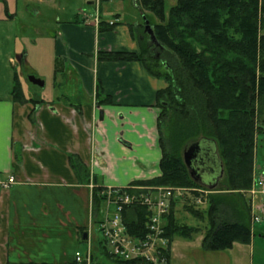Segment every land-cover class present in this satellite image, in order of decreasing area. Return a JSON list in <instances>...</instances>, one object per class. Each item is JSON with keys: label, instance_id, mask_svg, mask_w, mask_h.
I'll return each instance as SVG.
<instances>
[{"label": "crops", "instance_id": "obj_1", "mask_svg": "<svg viewBox=\"0 0 264 264\" xmlns=\"http://www.w3.org/2000/svg\"><path fill=\"white\" fill-rule=\"evenodd\" d=\"M92 1L87 3L93 5ZM118 18L110 29L101 25L103 30L96 29L87 15L59 22L46 57L60 67L54 70L53 66L49 75L42 76L32 70L43 81L36 87L43 88L49 78V88L42 94L35 87L24 86L18 75V68L30 62L29 54L21 49L24 40L18 38L14 14L4 13L3 3L0 5V264H79L75 256L68 263L43 260L50 257V239L66 233L75 246L74 253L81 242L85 252L84 233L92 246L94 231L87 230L86 222L79 217L89 204L87 182L78 180L69 166L68 154H77L94 183L103 187H123L160 175L156 125L160 110L155 105V94L166 83L151 75L139 61L97 58L98 52L139 51L129 26L135 28L142 22L122 25ZM16 77L28 99L23 104L12 97ZM253 168L256 176H264L261 167L253 164ZM9 177L14 181L4 187ZM230 197L235 211L245 208L241 198ZM242 198L250 199V216L257 217L251 223L249 244L234 242L220 252L203 251L201 241L208 228L204 219L202 229L201 225L194 226L198 232L192 238L172 240L171 264H200L198 255L212 259L213 254H219L217 264H251L254 240L264 238V194H245ZM182 204H175L177 218ZM202 205V211L207 209V202ZM244 212L246 215V209ZM231 213L227 210L228 219ZM96 231L100 234L97 227Z\"/></svg>", "mask_w": 264, "mask_h": 264}, {"label": "trees", "instance_id": "obj_2", "mask_svg": "<svg viewBox=\"0 0 264 264\" xmlns=\"http://www.w3.org/2000/svg\"><path fill=\"white\" fill-rule=\"evenodd\" d=\"M137 4L157 44L150 40L143 22L135 28L129 26L132 38L138 42V52L97 53L99 60L139 61L151 75L166 83L155 94V105L160 110L156 121L160 175L129 185L199 187L188 173L182 152L198 139L214 141L224 176L221 188L218 181L214 190L232 194L209 195L208 207L203 211L186 204L183 208L208 223L201 241L203 251H223L234 242L249 244L250 200L245 201L240 193L252 185L255 139L262 129L264 34L260 29L264 28V0H176L167 14L164 0H137ZM144 10L157 22L149 21ZM12 97L18 103L28 102L17 77ZM68 163L80 182H88L89 170L77 154H68ZM101 188L93 192L96 206ZM234 195L243 200L246 215L244 209L235 211L232 198L226 200ZM174 208L175 203L164 223V235L170 243L175 237L190 239L198 232V227L181 223ZM230 209L232 217L228 219ZM145 213L143 207L125 212L130 233L143 232ZM101 253L106 262L95 261L92 256L91 264H135L113 257L105 246H101ZM167 258V264H171L169 251Z\"/></svg>", "mask_w": 264, "mask_h": 264}, {"label": "rangeland", "instance_id": "obj_3", "mask_svg": "<svg viewBox=\"0 0 264 264\" xmlns=\"http://www.w3.org/2000/svg\"><path fill=\"white\" fill-rule=\"evenodd\" d=\"M2 1L5 0H0L1 7L3 3ZM87 1L90 0H43L40 3L37 0H8L7 2L5 1V4L3 3V6H5L4 13L14 14L15 16L18 29V38L20 39V42L21 40H24L23 45L21 42V49L25 51V54L27 51L29 54L30 62L26 59V64H30V67L25 65L24 68H18V75L21 78L24 86L27 88L35 87V89L40 93L46 94V89L49 88L50 83L48 77L43 88L36 87L35 85L29 83L27 78L29 76L38 78L33 75V69L41 74L39 76H42L44 73L49 75V72H51L53 66L54 70H57V68L60 67V64L52 60L50 56L46 57V54L49 55V46H51L50 39L53 41V34L56 32L59 22L64 23L67 21H75L76 17L80 18V14L87 15L90 17V19H92L96 13V8L100 18L103 20H110L116 17L115 14H118L120 19L118 17L117 18L120 20V24L122 25L135 22L139 23L143 21L140 11L133 4V0H102V11H99V3L97 6V4L94 3L95 0L92 1L93 5H89ZM175 3L176 0H164L165 14L168 13V10L173 5H175ZM144 13L148 16L149 21L157 22L156 18L151 13L146 10H144ZM135 31L138 32L137 29H135ZM260 33L264 34V28L260 29ZM260 121L262 129L260 132H258L255 139L254 165H256L258 168L261 167V170H264V111ZM253 175L256 176L254 174V168ZM223 183L224 180H221L219 189ZM219 189L216 191H222ZM243 193H246L248 197L250 195L249 192L245 191L240 194L243 195ZM192 199L193 198L191 196L184 198L185 204L194 208L197 207L196 209L199 210H202L205 207L203 205L199 206ZM228 199L231 200V197H228L226 200L228 201ZM206 200L208 199L206 198ZM112 209L113 207L110 206L109 210L111 211ZM105 213L106 205L102 201H100L97 206L89 202L84 210L82 209L79 213V217L81 218L82 222H86L85 226L87 227V230L91 229L92 232L94 231L91 249L92 255L97 259L104 258L103 254L101 253V234H98L96 227L98 228V221L104 218ZM177 216L179 221L189 226L201 225L202 229L203 225L205 224V221L202 223L197 218L190 215L188 211L183 208V204L182 207H180V211L178 212ZM250 220L252 221L253 218L251 217ZM66 235L58 236L59 239H50V244L48 245V250L50 253L48 256L50 257H43V260L48 262H52L51 260H57V262H63L64 260V262L67 263L71 262L75 256V246H73L74 244H71V241L68 240ZM77 249L83 257L85 252L82 242L78 244ZM106 249L109 248L106 247ZM231 255V257L234 258L235 254ZM210 256L212 259L207 257L204 258V256L198 255L197 259L200 264H217L216 262L220 261L219 254H213ZM250 259L251 264H264V238H255L254 244L252 245Z\"/></svg>", "mask_w": 264, "mask_h": 264}, {"label": "built area", "instance_id": "obj_4", "mask_svg": "<svg viewBox=\"0 0 264 264\" xmlns=\"http://www.w3.org/2000/svg\"><path fill=\"white\" fill-rule=\"evenodd\" d=\"M113 22L109 21V24ZM97 24L98 17L95 15L94 25L97 27ZM8 182L12 183L13 178H9ZM87 187L92 203L95 185L90 180ZM99 193L106 205V213L104 218L98 221V230L105 248H109L106 249L108 253L135 264H167L169 241L164 235V221L172 202L191 196L195 203H202L210 191L181 186L129 185L103 188ZM249 193L252 196L264 193V177L253 180ZM110 206L113 207L111 211ZM132 207L145 209L146 219L141 234L140 230L138 233H130L124 221L125 212ZM75 261L83 264L91 263L89 244L83 257L79 252L75 253Z\"/></svg>", "mask_w": 264, "mask_h": 264}, {"label": "water", "instance_id": "obj_5", "mask_svg": "<svg viewBox=\"0 0 264 264\" xmlns=\"http://www.w3.org/2000/svg\"><path fill=\"white\" fill-rule=\"evenodd\" d=\"M133 2L135 5L136 0ZM144 28L150 40L157 44L152 27L147 20H145ZM27 79L34 85H43V81L34 76H29ZM182 157L190 177L196 183L210 189L215 187L218 178L222 175V162L217 155L214 141L204 139L193 141L183 150ZM85 238L86 233L83 234V239Z\"/></svg>", "mask_w": 264, "mask_h": 264}]
</instances>
